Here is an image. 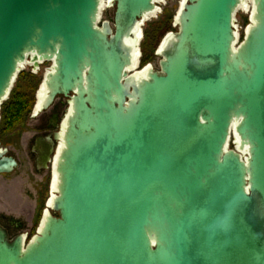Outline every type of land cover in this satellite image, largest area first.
I'll list each match as a JSON object with an SVG mask.
<instances>
[{
    "label": "water",
    "instance_id": "water-1",
    "mask_svg": "<svg viewBox=\"0 0 264 264\" xmlns=\"http://www.w3.org/2000/svg\"><path fill=\"white\" fill-rule=\"evenodd\" d=\"M242 2L186 0L158 70L138 60L157 0H111L113 22L102 0H0V121L28 58L52 62L40 110L69 102L51 211L31 238L0 223V264H264V0L241 38Z\"/></svg>",
    "mask_w": 264,
    "mask_h": 264
},
{
    "label": "rangeland",
    "instance_id": "rangeland-1",
    "mask_svg": "<svg viewBox=\"0 0 264 264\" xmlns=\"http://www.w3.org/2000/svg\"><path fill=\"white\" fill-rule=\"evenodd\" d=\"M182 1L164 0L160 5L159 13L145 21L143 38L140 44V67L152 64L155 69H160L161 57L157 55V50L169 33L178 31L175 18L180 10ZM114 10V8L106 4L101 13V22L106 20L113 22ZM249 17L250 13L245 9H239L236 13V24L239 37L241 38L245 34V30L249 24ZM159 23H161V27L158 30L157 24ZM163 30L166 31L162 35ZM50 67L51 63L49 61L42 64L38 74H35L36 79L40 81L41 76ZM29 69L30 65H26L22 68L21 72L27 73ZM20 73L16 78L17 81H19ZM16 80L14 88L18 86ZM25 82L28 86L27 91L31 93L29 90L31 86L28 84L33 83V81L25 79ZM34 123V118L27 115V118H23V122L18 124L15 129L3 133L0 138L2 147L13 148L14 153L21 162V167L17 168L14 173L0 175V223L8 229L10 237H14L20 233H27L29 238L35 235L42 214L47 210L48 198L51 196V191L48 189V186L51 185L50 175L48 176V172L36 173L28 158L27 148L20 146L19 139H23V137L25 139V137H29V134L34 132ZM234 142L235 137H232L229 147L233 148Z\"/></svg>",
    "mask_w": 264,
    "mask_h": 264
},
{
    "label": "flooded vegetation",
    "instance_id": "flooded-vegetation-1",
    "mask_svg": "<svg viewBox=\"0 0 264 264\" xmlns=\"http://www.w3.org/2000/svg\"><path fill=\"white\" fill-rule=\"evenodd\" d=\"M46 62L45 61L40 62L39 66H35L33 59L28 58L25 64L30 65V69L27 73L21 72L22 71L21 69L20 71L21 75L19 81L16 80V82H18V86L15 88L13 86L12 92L8 100L11 98L13 99V97L16 94L17 96H25L28 97L29 99L28 106L24 111L25 113L24 118L26 119L27 115L34 118L35 120L34 128H33L34 132L29 134V137H25V139L24 137L23 139L22 138L19 139L20 146H25L27 148L28 158L30 159L32 168L36 173L48 172V176L50 175L49 179H51V185L48 186V189L49 191H51L52 179L54 174L53 158L58 145V141L55 139L54 134L55 132L61 131L63 120L69 108V102H68V98L59 96L54 100V102L48 108L44 110L39 109V111L36 110V105L39 101V91L43 86L45 77L49 72V70L46 71L45 74L41 76L40 81L36 79L35 74H38V72L41 69V65L45 64ZM49 62L51 63V67H52V62L51 61ZM25 79L27 80L31 79L33 81V83L28 84L31 86L29 88L31 93L27 91L28 86L26 85ZM0 146L2 147L1 139H0ZM49 147H52L54 149V152L51 154V160L45 163L46 166H44V163L40 162L41 159L40 155L42 154V152H45ZM3 148L8 150L9 152L8 155H11L17 159L19 164L18 168H20L21 162L14 153L13 148H9V147H3ZM4 175H8V174H4Z\"/></svg>",
    "mask_w": 264,
    "mask_h": 264
},
{
    "label": "trees",
    "instance_id": "trees-1",
    "mask_svg": "<svg viewBox=\"0 0 264 264\" xmlns=\"http://www.w3.org/2000/svg\"><path fill=\"white\" fill-rule=\"evenodd\" d=\"M161 27V23L157 24V29L159 30ZM166 30H163L162 35ZM145 62V61H143ZM29 103L28 97L25 96H17V94L13 97V99L7 100L2 105V118L0 121V136L7 131H11L15 129V127L23 122L24 111L26 110Z\"/></svg>",
    "mask_w": 264,
    "mask_h": 264
},
{
    "label": "bare ground",
    "instance_id": "bare-ground-1",
    "mask_svg": "<svg viewBox=\"0 0 264 264\" xmlns=\"http://www.w3.org/2000/svg\"><path fill=\"white\" fill-rule=\"evenodd\" d=\"M185 1L186 0H183L182 1V3H181V5H183L184 3H185ZM164 2V0H157V10H156V12H154L153 14H150L148 17V19L147 20H149L152 16H154V15H156V14H158L159 13V11H160V5L162 4ZM251 3H252V0H243V2H242V5L240 6V9H245V10H247L249 13L251 12V10H252V5H251ZM106 4H107V6H110L111 5V0H108L107 2H106V0H102V10L104 9V7L106 6ZM250 6V7H249ZM252 13H253V11H252ZM251 18H252V16H251ZM146 20V21H147ZM145 23V22H144ZM143 26H144V24L142 25V30H143ZM239 33V32H238ZM139 35V39H140V41L142 40V33H140V34H138ZM171 34L169 33V35L168 36H170ZM167 39V38H166ZM166 39L163 41V44L164 43H166ZM162 44V45H163ZM141 51V50H140ZM140 54V55H139ZM140 56H141V52H139L138 53V60H140L139 58H140ZM26 65V64H25ZM25 65H23L22 67H25ZM153 65L152 64H150V65H147V66H145V69H148L149 67H152ZM154 67V66H153ZM52 68H49V71L51 70ZM141 73H143V72H141ZM45 95H46V88L44 87V85L42 86V88L40 89V91H39V101H38V103H37V105H36V110H38L39 111V109H40V105H41V102L43 101V99H44V97H45ZM232 137H234V134L232 133ZM232 137H231V139H232ZM235 140H237V138L235 137ZM235 144L237 145V142H235ZM51 188H52V190H51V196L49 197V199H48V206H47V210H46V212H48V210H50L51 211V209H50V206H51V199H52V197H54V195H55V190H56V174H53V179H52V186H51ZM42 216H43V214H42ZM41 219H42V217H41ZM41 219H40V222H41Z\"/></svg>",
    "mask_w": 264,
    "mask_h": 264
}]
</instances>
